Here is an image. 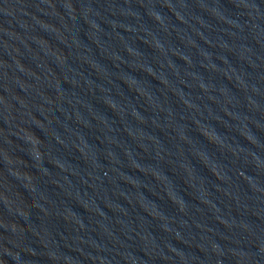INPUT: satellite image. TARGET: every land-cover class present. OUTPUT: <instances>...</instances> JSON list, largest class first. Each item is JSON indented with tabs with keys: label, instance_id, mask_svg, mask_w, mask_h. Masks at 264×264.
I'll use <instances>...</instances> for the list:
<instances>
[{
	"label": "water",
	"instance_id": "water-1",
	"mask_svg": "<svg viewBox=\"0 0 264 264\" xmlns=\"http://www.w3.org/2000/svg\"><path fill=\"white\" fill-rule=\"evenodd\" d=\"M0 264H264V0H0Z\"/></svg>",
	"mask_w": 264,
	"mask_h": 264
}]
</instances>
